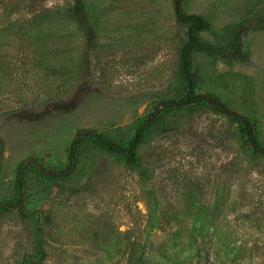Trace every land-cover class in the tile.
<instances>
[{
  "label": "rangeland",
  "instance_id": "rangeland-1",
  "mask_svg": "<svg viewBox=\"0 0 264 264\" xmlns=\"http://www.w3.org/2000/svg\"><path fill=\"white\" fill-rule=\"evenodd\" d=\"M66 2L0 0V264H264V0H184L204 40L246 29L244 58L196 56L183 101L172 0H86L92 41ZM159 110L135 164L71 155Z\"/></svg>",
  "mask_w": 264,
  "mask_h": 264
},
{
  "label": "trees",
  "instance_id": "trees-1",
  "mask_svg": "<svg viewBox=\"0 0 264 264\" xmlns=\"http://www.w3.org/2000/svg\"><path fill=\"white\" fill-rule=\"evenodd\" d=\"M36 3L37 0H31ZM63 5V12L69 16L74 22L79 26L81 31L85 33L90 41L93 39V33L91 25L88 23L85 13V1L86 0H67ZM174 17L177 23L185 28V42L179 51V72L178 77L183 85L184 98L189 100H195L199 98V94H196V89L199 86L200 74L198 72V67L195 64V59L197 55H205L207 57L223 58L227 60H240L244 58V54L240 51V35L245 28H231L223 37V39L216 40L215 43L209 42L201 38V34L204 32H211V24L202 16L193 13H187L184 9V0H172ZM256 26L264 27V16L261 18H256ZM165 111H170V107H166ZM164 110H159L157 116L152 119L149 115L145 121H140V127L137 129L134 137L123 146L122 143L117 142L114 139H107L102 134H85L79 135L76 140H74L75 151L71 155H75L81 151L82 146L87 142H91L93 146H98L103 150L116 153L124 154L125 162L129 165L136 163L137 150L139 146L146 139L150 128L160 127L163 125L164 117L162 114ZM167 111V112H168ZM234 121L237 122L241 133L249 139L250 135L256 134L254 129L250 128L240 117H233ZM254 143L258 148L262 149L256 137ZM20 172V169H19ZM19 172L17 174V182L20 183Z\"/></svg>",
  "mask_w": 264,
  "mask_h": 264
}]
</instances>
